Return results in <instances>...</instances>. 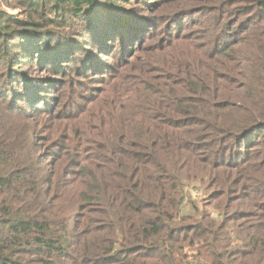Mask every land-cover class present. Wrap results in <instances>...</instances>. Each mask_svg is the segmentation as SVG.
I'll return each mask as SVG.
<instances>
[{"label": "trees", "instance_id": "16d2710c", "mask_svg": "<svg viewBox=\"0 0 264 264\" xmlns=\"http://www.w3.org/2000/svg\"><path fill=\"white\" fill-rule=\"evenodd\" d=\"M132 2L0 0V264H264V0L193 1L219 27L129 90L158 37ZM120 50V87L90 100L95 54Z\"/></svg>", "mask_w": 264, "mask_h": 264}, {"label": "rangeland", "instance_id": "374dc122", "mask_svg": "<svg viewBox=\"0 0 264 264\" xmlns=\"http://www.w3.org/2000/svg\"><path fill=\"white\" fill-rule=\"evenodd\" d=\"M193 1L195 0H165V3L161 2L158 7L146 11L142 6L143 3L141 1L133 0L132 4L128 5L138 9V13H131V15H133V21H135V23L144 24L146 27H151V29H153L152 31L157 33L158 37L150 40L144 45L145 50H143V52H139L141 48L134 50L133 56L130 58L131 62L134 64L131 70H128L129 68L125 66L128 57H122V50L115 55V57H118V60H115V58L113 59V57L96 53L95 60L101 65L100 71L106 72L107 74H103L99 82L91 84L90 88L86 90L85 93L90 100L99 98L101 96L100 91L111 89L110 87L112 84L115 85L116 88L120 87L118 76L119 74L122 75L126 73L127 70V77H131V79L125 80L129 90H131L129 85L131 80L137 81L135 79L145 75V70H155L154 75L156 77H169L173 68L163 61L164 59L170 60L173 58V55L168 52V49L174 44L179 43V40L180 43H186L207 34L210 29H217L216 27H219L216 19H213V14L202 11L201 8L197 7L198 4H195ZM208 6L212 11L218 8V5L216 4H209ZM120 9L126 10L127 8L125 5H120ZM8 11L13 16L19 15V11L10 9ZM179 36L181 39L177 38ZM214 37V34H210L209 38L204 40L205 52L212 53ZM151 51L158 55L160 60L157 62H151L148 58L149 64L143 65V61L147 60V57L153 56ZM225 55L226 58H224V63L236 71H231V75H237L236 73L241 69L240 61L237 60L236 56L231 51H226ZM66 92L68 94L67 96L75 95V92H71L69 89ZM78 92L84 93L80 89H78ZM116 93L117 95L120 93L123 94L120 89H118ZM115 97L116 96L113 94L111 99H115ZM95 106L96 105L94 104L91 107L94 108ZM75 110H77V107H75ZM78 111H81L80 108H78ZM86 114L89 113L86 112ZM56 143L57 142L52 145L47 144L46 153H52L55 149ZM53 146L54 149L52 148ZM193 196L199 199L201 192L194 190ZM204 199L205 196H202L201 200ZM247 221L248 220H244L241 223H247Z\"/></svg>", "mask_w": 264, "mask_h": 264}]
</instances>
